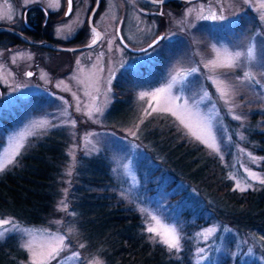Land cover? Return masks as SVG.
I'll return each mask as SVG.
<instances>
[{"label": "rangeland", "instance_id": "1", "mask_svg": "<svg viewBox=\"0 0 264 264\" xmlns=\"http://www.w3.org/2000/svg\"><path fill=\"white\" fill-rule=\"evenodd\" d=\"M37 2L0 0V25L19 27L21 8ZM261 3L264 0H248L247 3L244 0H192L180 5L150 6L142 0H104L95 17L102 22L104 33L95 45L83 50L13 45L12 37L5 34L0 38V130L2 118L8 114L15 118L3 130L0 163L10 155L11 147L21 133L26 137L22 141L26 146L31 136L52 128L42 125V121H52L65 127L71 135L66 182L73 173L78 153L93 155L107 152L120 192L135 200L139 209L147 210L142 212L146 226L160 227L149 214L157 215L161 225L174 224L182 236L181 213L184 218L194 220L203 212V199L187 180L172 182V171L161 163V157H152L148 147L151 142L145 135L155 126L163 130L160 132L162 135L167 127L166 115L169 114L178 128L197 139L176 116L159 110L171 106L164 100L167 93L161 94L159 99H153L151 95L141 98L140 93H154L159 88H166L176 76L172 95L184 98L177 101L178 104L183 105L187 100L193 112L197 111L194 105L198 104V116L211 120L220 151L217 153L204 145L226 164L227 176L232 179L234 187L237 182L246 188L258 184L259 179H252L249 174L254 172L264 179L263 172L257 167L262 157L245 145L243 129L249 122L251 109L264 110V21L260 19L264 9L260 8ZM88 4H85V10ZM212 14L223 15L226 19L205 18ZM118 27L131 49L119 40ZM72 32L70 29L57 34L58 44ZM160 34L166 38L154 43L152 48H145L149 53L145 55L140 48ZM250 46L255 48L254 57L248 55ZM225 50L244 53L236 61V67L221 66L228 60ZM193 67L199 71L185 80L188 70ZM130 69L133 76L128 77L124 85L119 82L122 89L116 90L114 83L118 82L119 75ZM141 69H145L147 75L137 77L136 73ZM27 72L34 75L29 77ZM245 72L253 79L244 77ZM218 89L227 93L229 104L220 98ZM205 92L211 96L210 101L203 96ZM73 93L79 97L78 101ZM27 97H32L31 103L21 108L18 102ZM77 103L80 111L76 110ZM230 107L231 112L228 110ZM96 108L101 111L96 112ZM152 108L157 111L153 112ZM146 110L151 114H146ZM89 111L91 117L87 115ZM179 114L194 124L196 117L189 120L184 112ZM234 115H240L242 119L236 120ZM70 121H75V125ZM65 195L61 200H65L68 206ZM60 201L57 208L64 212ZM57 216L52 227L26 224L8 215L0 218L13 219L21 227L36 229V243L42 239L41 230L52 235H64L65 244L69 247L50 264H58L61 259L67 264H105L97 253L90 252L85 246L79 247L84 243L75 236L76 228L71 225L72 213L69 211L66 218V229L62 228L63 216ZM13 234L20 245L33 239L24 233ZM193 239L194 264H219L223 258H229L230 264H264L260 236L241 233L219 220L197 228ZM201 248L205 249L203 253L199 251ZM73 252L80 253V260L71 259ZM25 263L30 264V253Z\"/></svg>", "mask_w": 264, "mask_h": 264}, {"label": "trees", "instance_id": "2", "mask_svg": "<svg viewBox=\"0 0 264 264\" xmlns=\"http://www.w3.org/2000/svg\"><path fill=\"white\" fill-rule=\"evenodd\" d=\"M5 34L20 40L4 30L0 31V38ZM137 72V77L147 75L145 69ZM132 76L133 72L126 70L119 75L114 88L122 89L119 82L124 85ZM31 98L20 99L19 106L26 107L23 105H29ZM14 118L11 114L2 118L0 141L6 124ZM166 122L162 135L158 126L146 133L151 142L149 152L155 159L161 157V163L172 171V182L187 180L203 199V212L194 220L184 218L181 213L179 252L169 251L150 238L153 234L146 232L143 214L135 200L120 192L107 152L78 153L73 173L66 182L71 135L63 126L31 136L16 162L0 172V217L8 215L26 224L52 227L60 214L62 228L66 229L70 211L77 240H82L85 249L101 256L105 264H194L193 232L212 220L264 238V184L259 182L245 191L235 188L218 154L189 137L169 114ZM243 131L245 145L262 157L257 167L264 174V110L251 109ZM65 193L68 206L61 212L57 204ZM261 246L264 249V239ZM27 258L28 253L15 234L0 239V264H26ZM219 264H230V260L223 258Z\"/></svg>", "mask_w": 264, "mask_h": 264}, {"label": "snow or ice", "instance_id": "3", "mask_svg": "<svg viewBox=\"0 0 264 264\" xmlns=\"http://www.w3.org/2000/svg\"><path fill=\"white\" fill-rule=\"evenodd\" d=\"M98 2V0H97ZM152 3H159V4H163L164 0H151ZM245 3L248 2V0H244ZM67 4H68V12L71 13V4H72V0H67ZM59 5V0H48V7L52 8V7H56ZM260 8L264 9V3L260 4ZM191 13V10H189V14ZM163 14V13H161ZM9 19H11L12 17L9 16ZM206 19H212V20H224L226 19V17H224L223 15L217 16L216 14H212L209 17H205ZM260 19L262 21H264V14H262L260 16ZM59 31V29L57 30ZM92 33L94 34V38L92 39V44L88 45L89 47H91L92 45H95L97 43V41L100 39V34L96 32L95 28H93ZM166 37H161L160 39H165ZM153 45L150 44L149 48H152ZM142 51L145 52V55H149L148 50L147 49H143ZM228 56V60L225 64H222V67H227V68H234L236 67V61L239 60V58L244 55V53L240 52V51H236L234 53H229L227 52V50H225ZM2 55V54H0ZM248 55L250 57H254L255 55V48L254 47H249L248 48ZM13 62H15V58H13ZM213 64L215 63L214 61L212 62ZM122 67H124L125 65L122 64ZM205 67H208V65H205ZM131 70V69H130ZM199 71L198 68H191L190 70H188L187 75L184 77L185 80H187L188 76H191L195 73H197ZM27 76L31 77L34 74L32 72H27L26 73ZM244 77L249 78V79H253V77H250L249 73L245 72ZM237 79H240L239 77H237ZM177 82L176 76L172 77L171 83H169L167 85L166 88H159L156 90V92L154 93H147V92H141L140 93V97L143 98L145 96L151 95L153 99H159L161 97V94L163 93H167V96L164 97L165 103L171 106H167V107H163L161 109H159L162 112H170L173 116H176L177 119L180 120V123L184 125L185 128H188L189 131L191 132V134L197 139L199 140L201 143L205 144L208 148L212 149L215 152H219L220 151V147L217 143V134L216 131L214 129V126L211 122L210 119H205L202 117L198 116L199 113V105H194V107L196 108V112H193L192 109L189 107L188 105V101L184 100L183 105L178 104L177 101H180L182 99H184L181 96H177V95H172V89H173V85ZM57 87H59V85H57ZM219 94H220V98L224 100L225 104H229V100L226 99L227 93L224 92L223 89H218ZM73 96L77 99V101L79 100V97L75 96V93H73ZM203 96L210 101L211 100V96H209V94L207 92L203 93ZM60 99L63 101V97H60ZM65 104H67V101H64ZM149 107H151V105H149ZM76 110L80 111V106L79 103H77L76 105ZM229 112L232 111V108L230 107ZM96 112H100L101 109L100 108H96L95 109ZM152 111H157L156 108H152ZM179 112H184L189 120H192L193 117H196V119L194 120V124L193 123H188L185 120V117L180 115ZM146 114L150 115L151 113H148L146 110ZM87 115H89V117H91V111H89V113H87ZM236 120H241L242 117L240 115H234L233 117ZM142 122V121H141ZM71 125H75V121H70ZM42 125L47 124L50 125L51 127H57L59 125L53 123L52 121L49 120H45L41 122ZM195 126V127H194ZM243 139V137H241ZM26 137L24 136L23 133L20 134L19 138L15 140L14 144L11 147V153L10 155L7 156V158L5 159V161L3 163H0V172H3L5 170V168L8 165H12L16 162V157H18L21 154V150L25 147V144L22 142L23 140H25ZM251 155V154H249ZM247 171V169H246ZM69 174H71L69 172ZM250 177L252 179H259V182L261 184H264V179H260L259 176L252 172L249 174ZM251 185H248V187H250ZM236 188L240 189V191H245L247 190L246 187H241L240 183L237 182L236 184ZM60 204L63 206L62 210H67V204L65 202V200H61ZM141 212H147L146 209L141 208L140 209ZM74 214V213H73ZM151 216V220L155 221L156 225H159L160 227L157 226H152V225H148L146 226L145 230L147 233L153 234L150 238L153 239L154 242H159L163 245H165L167 247V249L169 251L175 250L176 252H179L182 248V244H181V240H182V236L179 232V230L177 229V227L172 224V225H161V220L160 218L157 217V215H152L149 214ZM163 228V231L160 230V228ZM208 232H211L212 229H207ZM24 233L29 237H33V239H30L28 242L21 244V247L23 249H25L28 253H30V264H50V262L52 260L57 259V257L60 256V253L65 251L69 245L65 244V236L64 235H52V234H48V233H43V230H41V236L42 239L40 240V242L36 243L34 242V239L37 235V230L36 229H32V228H28V227H21L19 225V223L13 219H9V218H0V239H3L7 234H11V233ZM43 237H46L47 239H43ZM159 237V240L156 241V238ZM264 239V238H261ZM79 247L83 248L84 245L80 244ZM200 253H203L205 251V249L201 248ZM249 251H251V249H249ZM71 259L74 260H80V253L79 252H73L71 254ZM58 264H67V261L64 259H61Z\"/></svg>", "mask_w": 264, "mask_h": 264}, {"label": "flooded vegetation", "instance_id": "4", "mask_svg": "<svg viewBox=\"0 0 264 264\" xmlns=\"http://www.w3.org/2000/svg\"><path fill=\"white\" fill-rule=\"evenodd\" d=\"M85 10V4L88 3ZM97 0H72L71 4V13L68 12L67 0H59V5L56 7L49 8L48 0H38L37 3L33 5H25L21 8L20 15V26L16 27L10 24V26L15 27L16 29L22 31L25 35L33 40H44L50 43L58 44L56 37L57 34L65 30L72 29L73 32L70 37L65 38L63 43L58 45L62 46H81L86 43L91 42L94 38L92 29L95 28L96 32L103 35V25L102 22L96 20L97 11L100 10L104 0H100L99 4L91 15L92 9L96 4ZM145 5L155 6V3H150L146 0H142ZM185 0H169L160 6L165 5H180ZM91 17V18H90ZM5 25V24H1ZM59 29V31H57ZM119 27L117 28L118 31ZM120 30V29H119ZM2 31V30H0ZM8 31V30H4ZM11 32V31H9ZM15 36L19 37V41L16 38L12 39V44H30L34 46L45 47L53 50H69L63 48H53L50 46H45L43 44H33L29 41L24 40L21 36L12 32ZM119 34V33H118ZM119 40L121 41L120 37ZM17 41V42H16ZM121 43L128 49H131L129 44ZM11 46V45H9ZM89 48V47H86ZM81 49H72L74 50H83ZM145 48L141 47L140 50ZM71 50V49H70Z\"/></svg>", "mask_w": 264, "mask_h": 264}, {"label": "water", "instance_id": "5", "mask_svg": "<svg viewBox=\"0 0 264 264\" xmlns=\"http://www.w3.org/2000/svg\"><path fill=\"white\" fill-rule=\"evenodd\" d=\"M99 1H100V0H98V2H96V4L94 5V7H93V9H92V12H91V15H92V14L94 13V11L96 10V8H97V6H98V4H99ZM146 1L152 3L151 0H146ZM167 1H169V0H164L163 3L167 2ZM185 1H192V0H185ZM155 4H159V3H155ZM90 18H91V17H90ZM0 30H8V31L14 32V33H16L17 35L21 36L24 40L29 41V42H31V43H33V44H43V45L50 46V47H53V48H63V49L66 48V49H71V50H72V49L86 48V47H89L88 45H91V44H92V41H91V42L86 43V44L81 45V46H62V45H58V44H55V43H50V42H47V41H44V40H33V39L29 38L27 35H25L22 31L16 29V28L13 27V26H10V25H0ZM118 33H119V37H120L121 41H122L123 43L128 44V43L124 40V38H123V36H122V34H121V32H120L119 29H118ZM162 36H163L162 34L158 35L156 38H154V39H153V40H152L147 46H145L144 48H147L150 44L153 45L154 43L158 42Z\"/></svg>", "mask_w": 264, "mask_h": 264}]
</instances>
